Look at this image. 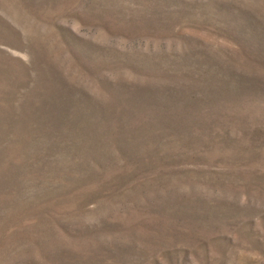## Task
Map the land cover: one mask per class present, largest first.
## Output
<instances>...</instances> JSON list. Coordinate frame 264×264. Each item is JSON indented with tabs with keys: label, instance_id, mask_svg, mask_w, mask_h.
Returning <instances> with one entry per match:
<instances>
[{
	"label": "rangeland",
	"instance_id": "374dc122",
	"mask_svg": "<svg viewBox=\"0 0 264 264\" xmlns=\"http://www.w3.org/2000/svg\"><path fill=\"white\" fill-rule=\"evenodd\" d=\"M0 264H264V0H0Z\"/></svg>",
	"mask_w": 264,
	"mask_h": 264
}]
</instances>
